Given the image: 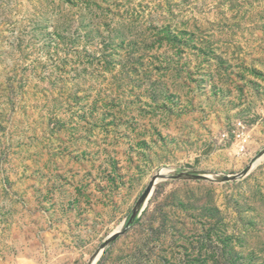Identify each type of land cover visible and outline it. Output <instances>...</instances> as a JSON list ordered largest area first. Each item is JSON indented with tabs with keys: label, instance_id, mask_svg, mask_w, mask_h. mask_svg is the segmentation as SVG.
<instances>
[{
	"label": "rangeland",
	"instance_id": "1",
	"mask_svg": "<svg viewBox=\"0 0 264 264\" xmlns=\"http://www.w3.org/2000/svg\"><path fill=\"white\" fill-rule=\"evenodd\" d=\"M0 264H264V0H0Z\"/></svg>",
	"mask_w": 264,
	"mask_h": 264
},
{
	"label": "water",
	"instance_id": "2",
	"mask_svg": "<svg viewBox=\"0 0 264 264\" xmlns=\"http://www.w3.org/2000/svg\"><path fill=\"white\" fill-rule=\"evenodd\" d=\"M159 176H164V175H163L162 173H159ZM197 177H199V178H209V177H206V176H203V175H201V176H197ZM209 179H211V180H215V179H212V178H209ZM149 187H150V185L148 186L146 193L148 192ZM146 193H145V194H146ZM145 194L143 195L142 198H144ZM119 234H121V231H118V232L114 233L109 239H114V238H116Z\"/></svg>",
	"mask_w": 264,
	"mask_h": 264
},
{
	"label": "bare ground",
	"instance_id": "3",
	"mask_svg": "<svg viewBox=\"0 0 264 264\" xmlns=\"http://www.w3.org/2000/svg\"><path fill=\"white\" fill-rule=\"evenodd\" d=\"M260 160H261V159H260ZM260 160H259V161H260ZM259 161H258V162H259ZM256 162H257V161H256ZM256 164H257V163L253 164V165H252V168H254V167L256 166ZM161 173L164 175V173H166V171H165V170H162ZM212 179H216V177H213V176H212ZM118 230H120V228H119Z\"/></svg>",
	"mask_w": 264,
	"mask_h": 264
}]
</instances>
